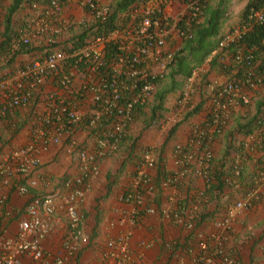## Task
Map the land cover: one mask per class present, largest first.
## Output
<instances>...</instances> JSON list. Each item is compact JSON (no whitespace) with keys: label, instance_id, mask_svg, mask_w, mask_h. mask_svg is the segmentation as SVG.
Wrapping results in <instances>:
<instances>
[{"label":"built area","instance_id":"obj_1","mask_svg":"<svg viewBox=\"0 0 264 264\" xmlns=\"http://www.w3.org/2000/svg\"><path fill=\"white\" fill-rule=\"evenodd\" d=\"M39 1L42 0L30 2L31 9H37L33 23L27 27L15 25L17 33L11 44L0 50V123L8 122L14 109L25 108L31 126L25 144L0 154V223L1 207L7 200L4 189L9 187L25 195L36 185L35 179L27 178L22 184L16 183V178L27 177L40 164L41 150L49 144L59 145L76 129L94 138V148L79 147L74 138L69 141V149L77 151L79 171L64 181L68 189L63 203L67 233L60 249L51 253L44 246V239L53 230L56 211L55 197L46 194L27 203L13 236L4 235L0 227V264H27V260L64 264L68 257H73L89 243V235L81 225L78 203L100 174L99 159L117 150L126 127L153 102L157 79L164 78L174 59L175 51L165 47L167 37L182 38L191 21L201 22L206 0H134L117 11L110 23L117 0H49L45 4ZM7 3L8 0H0V33L3 31V7ZM241 20L222 29L218 37L217 49L229 47L220 56V62H230L232 68L225 82L209 83L210 88L205 91L204 100L207 101L203 107L207 125L192 124L189 139L174 145V169L162 180V186L169 187L179 185L190 176L198 177L202 182V187L195 191L198 203L207 200V191L215 183L210 130L221 134L236 108L246 109L251 105L250 92L264 87V51L259 56L255 47L241 42L253 25L264 22V5L251 6L244 22ZM179 23L183 24L182 29ZM83 27H88L86 39L74 41ZM40 37L43 45L58 43L59 47L45 50L48 52L36 58L18 53L19 45H42L36 43ZM207 58L209 61V56ZM195 71L184 80L177 93L176 119L195 106L194 95L199 89ZM256 123L257 135L250 134L249 138L258 140L264 156V114ZM155 162L153 149H144L135 177L118 194L120 201L134 205L135 213L140 209L154 212L146 204L145 191H151L148 169L153 168ZM240 170V162H236L232 168L233 177L225 178L227 186L237 184ZM254 182L246 188L242 200L215 220V232L196 231V262L238 263L224 242L238 211L251 206L264 193V171L257 173ZM191 208L193 210L187 211L177 204L162 209V213L175 225L191 231L198 217L196 206ZM135 220L134 216L130 217L131 224ZM131 234V229H126L109 239L102 256L116 264H133ZM166 246L170 247V243Z\"/></svg>","mask_w":264,"mask_h":264},{"label":"crops","instance_id":"obj_2","mask_svg":"<svg viewBox=\"0 0 264 264\" xmlns=\"http://www.w3.org/2000/svg\"><path fill=\"white\" fill-rule=\"evenodd\" d=\"M230 4L231 0L228 10ZM238 18L237 15H230L224 26L233 24ZM36 43L44 44V40L40 37ZM182 43L181 37L170 35L167 37L165 47L171 51H177ZM217 54L218 52L213 51L209 55V61L206 59L201 65L195 67L196 86L199 87L198 94L194 95L195 105L199 101H207L204 100L205 91L210 88L208 86L211 81H225L226 76L221 71L223 69L220 57L216 56L217 62L214 61ZM167 81V79L164 80V83ZM201 84L202 86H199ZM263 92L264 87H257L250 92L253 97L251 102L253 110L245 114L243 107L236 108L231 113L229 124L224 132L217 134L210 130V147L213 151L212 168L214 170L220 168L225 158L223 166L225 170L228 169L229 174L223 177L227 175L233 177L232 166L236 162L242 163L243 171L241 177L236 179L237 184L234 187L224 184L222 192L213 195L210 191L208 200L201 203L195 199V191L202 187L198 177L190 176L177 186L164 187L161 182L174 169V145L185 143L189 139L192 124L198 122L207 125L204 116L206 111L201 110L189 116L187 121L176 128L168 140H165L166 129L176 118L177 93L167 94L164 101L167 110L164 118L160 119L161 125L145 127L148 109L137 114L134 121L129 124L127 134L118 150L99 160L100 174L91 182L84 198L78 203V210L82 215L81 225L89 235V243L82 246L73 257H68L64 264H116L104 258L102 251L109 239L123 233L126 229H131L132 232L130 247L133 264H199L194 258L197 253L194 235L168 221L163 216L162 209L180 204L190 211L193 210L191 206H196L200 214L199 228L208 234L215 232L214 221L222 217L230 206L243 197L246 187L255 183L256 171L259 168L264 171V156L260 144L257 143L258 140L250 139L251 135L239 134L236 131L232 134L238 122L253 115L256 102ZM26 112L25 108H16L9 114L8 122L0 123V154L12 147L23 145L28 140L31 126ZM253 135H257L255 131ZM73 138L79 147L94 148V138L87 132L76 129L65 136L59 145L49 144L41 150L40 164L27 177L16 178V183L22 184L27 182V178L36 180V185L30 188L27 194H17L9 187L4 189L7 200L1 207L0 223L1 232L4 235L13 236L16 233L19 217L32 198L51 194L55 197L56 211L52 220L53 230L44 239V246L46 251L51 253L60 249L61 241L67 233V218L63 203L68 189L64 181L77 175L79 171L77 151L69 149V141ZM146 145L153 148L157 160L156 167L149 169L154 188L150 192H145L146 204L152 207L154 212L147 213L144 209H140L138 213H135L134 205L120 201L118 194L130 185L141 149ZM131 216L136 218L134 224L130 223ZM121 220L126 222L122 223ZM168 243L172 246L167 247ZM224 244L237 257V264H264V193L248 209L238 212L232 228L226 233ZM26 262L41 264L31 260Z\"/></svg>","mask_w":264,"mask_h":264},{"label":"trees","instance_id":"obj_3","mask_svg":"<svg viewBox=\"0 0 264 264\" xmlns=\"http://www.w3.org/2000/svg\"><path fill=\"white\" fill-rule=\"evenodd\" d=\"M134 0H117L115 3V9L110 14L109 23L113 20L114 15L117 11L124 9L128 4ZM31 0H10L4 7L2 12L1 24L3 26V31L0 33V50H3L11 44L12 37L16 35L17 31L15 25L19 24L22 27H27L33 23V17H35V10L31 9ZM49 0H42L39 3H48ZM230 0H206L204 6V17L199 23L196 21H191L188 30L185 32V36L182 37L181 47L175 51L173 62L169 65L168 70L164 78L157 79V89L154 94L153 102L149 105V114L146 117L145 127L157 126L160 119L164 118L167 108L164 106V101L167 94L171 92H177L181 90L184 80L191 75L192 70L201 65L207 55L211 54L214 50L218 52L215 55L214 61L217 62V57L223 51H227L229 47L224 49H217L218 47V37L222 29L229 27L224 26L225 22L230 17L228 13V5ZM264 5V0H248L244 6L242 13L239 15V19L244 22V18L247 14V10L254 6L255 8H260ZM235 23V22H234ZM233 23V24H234ZM183 26L179 23V28ZM88 27H83L80 32L73 38L74 41L83 42L87 37ZM72 39V40H73ZM248 47H255L257 53L264 51V22L262 24H255L252 28L246 32L241 39ZM32 45V46H31ZM19 45L18 53H26L31 58H36L39 55H44L50 48L59 47V44H46V45ZM218 51H217V50ZM214 62V63H215ZM168 80L164 83V80ZM203 101H199L190 111H188L183 118L174 123L168 130H166L165 140L170 139V137L175 132L176 128L183 122L187 121L189 116L199 113L203 107ZM264 106V95L261 96L256 102L257 113L255 115L249 116L242 122H238L233 129L232 134L236 131L239 134L250 135L257 130V115L261 112V107ZM132 123V122H131ZM129 126V125H128ZM128 127H126L125 134L123 135L120 143L118 144L117 150L120 144L123 142ZM231 134V135H232ZM228 152V151H227ZM113 153V152H112ZM111 153V154H112ZM105 157V156H104ZM225 158L222 160L221 167L214 170L215 174V184L210 190L211 194L218 195L222 192L224 188L225 174H229L228 169L225 170L224 163ZM154 185V184H153ZM152 187L151 189H153ZM209 191V192H210ZM177 243V242H176ZM172 246V244H170ZM174 246V245H173Z\"/></svg>","mask_w":264,"mask_h":264},{"label":"clouds","instance_id":"obj_4","mask_svg":"<svg viewBox=\"0 0 264 264\" xmlns=\"http://www.w3.org/2000/svg\"><path fill=\"white\" fill-rule=\"evenodd\" d=\"M10 1V0H9ZM248 1V0H247ZM247 3V2H246ZM240 17V16H239ZM239 18H238V20L236 21V22H239ZM235 22V23H236ZM224 53V51L219 55V57L220 56H222V54ZM210 55V54H209ZM209 55H207V57L209 56ZM205 58V60L206 61H208V58ZM204 60V61H205ZM230 62H228L227 64H223L222 62H221V64H222V69L223 70H221L223 73H225V81L227 80V78L229 77V75H230V69L232 68V64H229ZM193 70H195V68L193 69ZM193 70H192V72H193ZM192 72H191V74H192ZM225 81H223V82H225ZM212 82H214V81H211V83ZM216 82H218V81H216ZM223 82H218V83H223ZM200 86H202V84L200 85ZM209 87V86H208ZM180 90H178L176 93H178ZM175 93V92H174ZM264 95V92H263V94L261 95V96H263ZM176 96H177V94H176ZM176 98V97H175ZM148 109V108H147ZM192 109V108H191ZM149 110V109H148ZM202 110H204L203 109V107H202ZM253 110V108L251 107V105L250 106H248V107H246V109H243V113H245V114H249L251 111ZM190 111V110H189ZM206 111V110H205ZM142 111H140L139 113H141ZM188 112V111H187ZM186 112V113H187ZM185 113V114H186ZM257 113V110H256V106H255V110H254V112H253V115H255ZM184 114V115H185ZM264 114V106L263 107H261V112H259L258 113V115H257V120L258 119H260L261 118V116ZM184 115L181 117V118H183L184 117ZM205 117H207V115H205ZM180 118V119H181ZM180 119H174V121L172 122V123H169V125H170V127L174 124V123H176L177 121H179ZM169 127V126H168ZM169 127V128H170ZM168 128V129H169ZM168 129H166V130H168ZM226 128H224V130H225ZM224 130H223V132H224ZM20 146V145H19ZM146 148H152L151 146H148V145H146V146H143L142 147V149H141V153H142V151L144 150V149H146ZM153 149V148H152ZM141 153H140V157H141ZM153 153H154V151H153ZM140 157H139V159H138V161L140 160ZM101 159V158H100ZM99 159V160H100ZM138 161H137V163H138ZM155 166L153 167V168H151V169H154L155 167H156V164H157V160H156V158H155ZM137 163H136V165H135V167H137ZM240 166H241V170H240V174H239V176L237 177V179L238 178H240L241 177V175H242V171H243V165H242V163H240ZM232 168H234V165L232 166ZM259 171H263V169H261V168H259L258 169V171H256V173L254 174V175H257V173L259 172ZM148 174H149V169H148ZM135 175H136V170H135ZM135 175L133 176V178L135 177ZM149 176H150V174H149ZM151 177V176H150ZM253 177V176H252ZM256 177V176H255ZM133 178H132V180H133ZM132 182V181H131ZM225 183V182H224ZM151 184H152V187H153V181H152V177H151ZM161 184H162V182H161ZM257 184H259V185H261V182H257ZM214 185V184H213ZM213 185H212V187L207 191V196L209 195V191L213 188ZM251 185V184H250ZM249 185V186H250ZM248 186V187H249ZM251 187V186H250ZM247 188V187H246ZM152 190V189H151ZM146 192V191H145ZM150 192V191H149ZM244 193H245V191H244ZM243 197H244V194H243ZM243 197L240 199V200H242L243 199ZM207 200H208V198H207ZM206 200V201H207ZM206 201H204V202H206ZM239 201V200H238ZM255 201V200H254ZM253 201V202H254ZM237 202V201H236ZM235 202V203H236ZM253 202H252V204H253ZM234 203V204H235ZM250 207V206H249ZM248 207V208H249ZM248 208H245V209H248ZM241 210H243V209H241ZM241 210H239L238 212H240ZM198 213V212H197ZM237 215H238V213H237ZM236 215V216H237ZM167 219V218H166ZM168 220V219H167ZM169 221V220H168ZM199 221H200V214L198 213V217H197V220H196V222H195V228L193 229V230H191V231H188L189 233H192L193 235H195L196 234V231H202V233L203 232H205V231H203V230H201L200 228H199V226H198V223H199ZM171 222V221H170ZM215 222V221H214ZM173 223V222H172ZM174 224V223H173ZM176 226H178V225H176ZM187 231V230H186ZM206 233V232H205ZM206 234H208V233H206ZM194 238H195V236H194ZM196 240V239H195ZM196 242V241H195Z\"/></svg>","mask_w":264,"mask_h":264},{"label":"rangeland","instance_id":"obj_5","mask_svg":"<svg viewBox=\"0 0 264 264\" xmlns=\"http://www.w3.org/2000/svg\"><path fill=\"white\" fill-rule=\"evenodd\" d=\"M246 2H247V0H234V1L231 0V4H230L229 10H228V13L231 16H234V15L239 16L243 11ZM159 125H161V123Z\"/></svg>","mask_w":264,"mask_h":264}]
</instances>
